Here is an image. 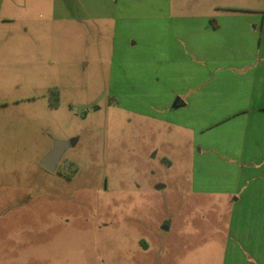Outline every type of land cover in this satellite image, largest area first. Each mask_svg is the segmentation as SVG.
Here are the masks:
<instances>
[{
	"label": "rangeland",
	"instance_id": "1",
	"mask_svg": "<svg viewBox=\"0 0 264 264\" xmlns=\"http://www.w3.org/2000/svg\"><path fill=\"white\" fill-rule=\"evenodd\" d=\"M69 1L18 0L0 23V264H223L220 192L254 174L204 148L264 91H220L237 75L204 59L201 16L264 0ZM56 141L69 147L50 172Z\"/></svg>",
	"mask_w": 264,
	"mask_h": 264
},
{
	"label": "crops",
	"instance_id": "2",
	"mask_svg": "<svg viewBox=\"0 0 264 264\" xmlns=\"http://www.w3.org/2000/svg\"><path fill=\"white\" fill-rule=\"evenodd\" d=\"M6 2L7 0H0V23L9 21L4 16L5 7H20L18 0H10V4ZM50 7H60L61 10L64 7L65 10V7L72 5L69 0H50ZM170 8L174 12L181 9L186 13L196 10V7ZM203 9L206 14L201 17L205 21L206 33L208 36L213 35L212 40H215L205 42L204 59L216 62L222 65V70L226 67L229 72L233 71L237 75L236 78L221 76L218 84L220 91L226 92L228 88L237 86L242 89L252 86L253 91L256 89L264 91V8L215 5ZM191 19H180L185 21H172L170 24L176 28L175 30L193 27L195 23ZM216 41L219 42V46ZM231 61L236 63L233 64ZM169 73L173 76L175 71L170 70ZM228 81L235 83L231 84ZM187 82L189 87L195 88L196 84L193 81ZM186 105L180 98L176 99L170 109L166 107L165 113L171 111L174 114ZM223 123L234 126L236 132L230 137H223L226 142L222 147L207 146L204 151L216 153L228 160L230 165H236L240 173L249 172L254 176L245 179L242 186L237 187L235 191L220 192L228 197L231 206L223 236L222 262L264 264V102L229 114ZM204 194L213 196L218 193Z\"/></svg>",
	"mask_w": 264,
	"mask_h": 264
},
{
	"label": "water",
	"instance_id": "3",
	"mask_svg": "<svg viewBox=\"0 0 264 264\" xmlns=\"http://www.w3.org/2000/svg\"><path fill=\"white\" fill-rule=\"evenodd\" d=\"M68 147L69 143L56 141L53 147L43 156L40 165L47 171L54 172Z\"/></svg>",
	"mask_w": 264,
	"mask_h": 264
}]
</instances>
